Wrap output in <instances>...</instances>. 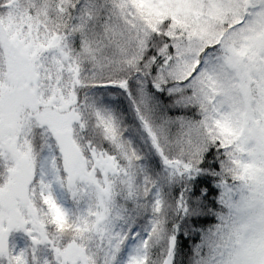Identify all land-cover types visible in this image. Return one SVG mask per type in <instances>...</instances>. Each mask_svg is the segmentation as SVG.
I'll return each mask as SVG.
<instances>
[{"label": "snow or ice", "instance_id": "6c2138e0", "mask_svg": "<svg viewBox=\"0 0 264 264\" xmlns=\"http://www.w3.org/2000/svg\"><path fill=\"white\" fill-rule=\"evenodd\" d=\"M0 264H264V0H0Z\"/></svg>", "mask_w": 264, "mask_h": 264}]
</instances>
